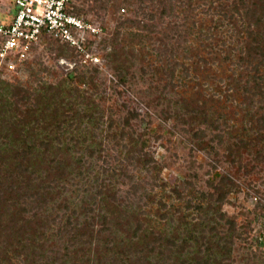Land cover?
Returning <instances> with one entry per match:
<instances>
[{"label":"trees","instance_id":"1","mask_svg":"<svg viewBox=\"0 0 264 264\" xmlns=\"http://www.w3.org/2000/svg\"><path fill=\"white\" fill-rule=\"evenodd\" d=\"M95 1L94 9L98 11L118 12L122 3L135 7L132 18L117 19L111 40L115 48L109 58L122 76L136 57L135 48L142 46L150 39V33L156 31L157 26L150 24L156 17L146 11L143 0ZM188 1L191 5L193 0ZM200 3L206 4L205 12L212 22L216 18L214 29L228 28L235 40L231 46H227V40H219L223 46L218 48L226 49L212 50L217 58L220 53L227 54L224 57L227 61L234 58L231 61L235 67L227 76L224 89L218 87L217 91L231 105L239 100L237 109L243 121L238 131L241 133L229 139L233 143L226 159L234 165L241 164L239 156L243 150L252 149L257 162H264V0H200ZM209 39L218 41L214 33ZM44 40L58 51H74L66 42ZM117 45L129 50L121 52ZM184 57L192 59L191 51ZM197 57L199 62L193 60L191 64L195 70L201 66L200 62L207 63L201 56ZM29 65L25 60L24 66ZM170 66L167 75L171 87L176 85L177 71L183 81L188 79L192 69L188 65L175 61ZM67 79L73 83L77 78L69 75ZM12 86L0 79L2 90ZM62 87V83L51 85L40 80L36 88L15 85L11 93L0 94V264H234L231 261L233 245L242 233L237 222L223 211L227 197L238 187L229 175H221L212 184V192H201V200L208 202L207 207L202 203L193 205L192 200L183 196L189 188L188 182L183 193L178 187L172 189L177 199L187 200V209L196 211L197 222L190 221L178 208H167L162 200L160 209L153 215L130 197L120 196L115 185L104 178L79 210L69 206L68 198L58 202L64 197L67 185L82 175L83 157L75 153L82 144L97 141L96 133L81 134V123L88 120L100 127L102 122L91 104L92 97L80 92L77 97H66L62 95ZM8 94H11L9 98ZM215 95L217 92L210 101H216ZM82 104L87 106L83 111ZM195 105L186 104L183 110L194 123L205 124L215 131L216 141L225 142V133L234 131L228 130V121L217 111L210 115L205 103ZM6 111L12 114H2ZM129 114L126 127L137 118L134 112ZM234 115H237L235 111ZM113 126L111 120L109 129ZM106 138L128 142L124 146L128 164L148 172L152 190L156 187L165 190L166 184L160 178L161 166L143 146H138L139 139L133 133L123 127L118 133L108 132ZM194 138V142H200V150H205L201 142L213 141L205 140L203 130L195 132ZM88 149L91 150L90 145ZM105 172L111 178L122 177L126 168ZM132 177L129 176L131 182ZM131 188L132 194L138 195L140 188ZM147 197L154 199L153 195ZM212 201L216 207H212ZM174 213L180 215V226L168 230L166 226L174 221ZM224 220L229 224L226 231L221 223Z\"/></svg>","mask_w":264,"mask_h":264},{"label":"rangeland","instance_id":"2","mask_svg":"<svg viewBox=\"0 0 264 264\" xmlns=\"http://www.w3.org/2000/svg\"><path fill=\"white\" fill-rule=\"evenodd\" d=\"M9 1L12 2L0 0V19L1 13L7 9L4 2ZM143 1L146 11L155 15L154 23H149L156 25L157 29L150 33V39L142 46L135 48L136 57L129 62V71H125L122 76L109 58L115 48L111 40L118 24L117 19L132 18L135 7L124 5L121 1L118 12L112 9L106 12L94 9L95 0H72L69 11L92 26L83 35V51L69 43L74 51H58L57 47L53 49L45 40L40 41L28 56L30 65L27 68L24 62H17L13 70L1 66L0 79L13 86L5 91L0 87V94L6 91L11 93L15 85L36 88L41 80L51 85L62 83V95L66 97H77L80 92L93 98L91 104L95 106L102 122L98 127L84 120L80 131L89 136L91 132L96 133L97 141L82 144L75 153L83 157L82 175L67 185L64 197L61 196L58 202L68 198L69 206L79 210L84 200L97 191L100 179L104 178L106 182L115 185L120 196L130 197L153 215L157 214L162 200L167 208H178L190 221L197 222L199 215L196 211L187 209V200L177 199L172 189L178 187L183 193L185 183L188 182L189 188L186 187L183 196L192 200L193 205L202 203L207 207L208 202L201 200V192H212V184L217 183L221 175H229L238 187L227 197L223 211L237 222L242 233L241 238L235 239L231 261L234 264H264V162H257L252 149L243 150L239 156L241 164L234 165L227 161L228 148L233 143L229 139L241 133L238 131L243 121L237 109L239 100L233 101L231 105L224 94L217 91L218 87L224 89V82L235 66L231 61L234 58L225 60L226 53H220L217 58L212 50L223 46L222 40H227V46L234 44L235 40L230 37L228 28L221 26L214 29L216 18L211 21L205 12L206 4L201 6L200 0H193L191 5H188V0ZM133 31L138 32L136 29ZM212 33L218 41L209 39ZM117 49L121 52L129 50L122 45H117ZM224 49L221 47L219 50ZM190 51L192 59H185V54ZM197 56H201L207 63L200 62L201 66L195 70L191 64L193 60L199 62ZM168 60H171L169 64ZM175 61L192 69L186 81L177 71L176 85L171 87L167 73L172 67L170 64ZM69 75L77 79L71 83L67 79ZM201 91L203 95L199 93ZM214 92H217L214 98L216 101L212 102L210 99ZM10 96L8 94L7 98ZM196 103H205V109L210 115L219 112L228 121V130L234 129L230 130V134L225 133V142L216 141L215 131L205 124L194 123L183 110L184 105L194 107ZM86 108L85 104L80 106L81 111ZM130 112L137 114V118L131 121L130 127H126L125 119ZM7 113L12 114V111L2 114ZM111 120L114 122L113 129H109ZM123 127L133 133L139 139L138 146H143L159 163L162 168L160 178L166 184L165 190L159 187L152 190L148 172L140 166L132 167L128 164L124 148L128 142L119 143L106 138L108 132L118 133ZM198 130L205 132L206 141L213 140L201 142L205 150L199 149L200 142H194V133ZM89 145L92 151L88 149ZM119 167L126 168L128 177L125 174L111 178L110 173L105 172H112ZM130 175L133 176L132 182ZM132 186L140 188L139 196L132 194ZM147 195H153V201ZM216 206V202L212 201V207ZM64 212L62 210L60 214ZM179 217V214L174 213V221L166 226L168 230L180 226ZM221 223L225 231L228 230L226 220Z\"/></svg>","mask_w":264,"mask_h":264},{"label":"built area","instance_id":"3","mask_svg":"<svg viewBox=\"0 0 264 264\" xmlns=\"http://www.w3.org/2000/svg\"><path fill=\"white\" fill-rule=\"evenodd\" d=\"M5 1V0H2ZM72 0H12L0 19V68L15 69L50 38L83 51V35L92 26L69 11ZM95 31V30H93ZM79 51V52H80Z\"/></svg>","mask_w":264,"mask_h":264}]
</instances>
